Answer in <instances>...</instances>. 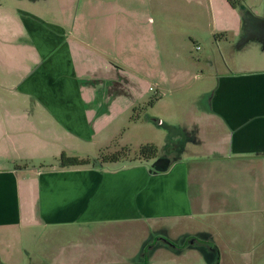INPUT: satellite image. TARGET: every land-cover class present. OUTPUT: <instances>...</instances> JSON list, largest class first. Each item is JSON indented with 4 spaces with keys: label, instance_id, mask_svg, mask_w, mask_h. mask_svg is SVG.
Returning <instances> with one entry per match:
<instances>
[{
    "label": "crops",
    "instance_id": "obj_1",
    "mask_svg": "<svg viewBox=\"0 0 264 264\" xmlns=\"http://www.w3.org/2000/svg\"><path fill=\"white\" fill-rule=\"evenodd\" d=\"M99 1L82 9L94 22L82 27V37L74 41L93 44L84 33L92 29L104 66L108 49L98 44L123 45L127 24L119 22L118 14L131 11L119 2L103 7ZM17 10L0 11V233L37 231L32 234L37 242L27 241L22 249L32 251L42 244L53 253L43 264H264L258 231L264 213L258 193L264 188V51L250 67L228 66L224 56L220 64L208 58V70L197 76L203 87L188 104L205 116L194 124L196 139L180 140L182 132L171 133L170 124L164 144L155 143L159 151L154 158L50 167L62 153L94 159L90 150L81 156L75 148L93 144L101 149L120 131L70 117L79 100L73 95L71 59L67 48L60 47L58 29L37 17L23 22ZM220 30L224 34L211 42H232L228 32L233 39L257 34L264 24L240 19ZM176 70L183 82L189 79V68ZM116 75L132 85L143 82L133 73ZM10 88L26 97L9 104L3 95ZM42 110L62 117V132L55 133V126L44 120L40 127L36 117ZM184 151L191 155L185 157ZM258 234L260 245H255ZM154 236L156 245L148 244ZM137 249L145 252V262L132 256ZM120 252L126 255L123 260Z\"/></svg>",
    "mask_w": 264,
    "mask_h": 264
},
{
    "label": "rangeland",
    "instance_id": "obj_2",
    "mask_svg": "<svg viewBox=\"0 0 264 264\" xmlns=\"http://www.w3.org/2000/svg\"><path fill=\"white\" fill-rule=\"evenodd\" d=\"M96 1L0 0V11L16 8L18 10L15 14L19 20L23 21L27 16L32 19L37 17L46 27L58 29L60 47L67 48L71 59V77L75 81L73 95L79 100L77 105L71 104L73 109L70 110V117L78 120L84 118L89 123L95 120L119 128L120 132L110 145L100 149L93 144H81L75 148L81 150L77 153L80 155L84 154V150H90V156L97 157L100 150L108 147L106 151L111 152L125 144L131 149V156L145 143H156L161 147L165 142L162 140L163 133L166 129L168 134L170 124L174 127L171 133L179 135L182 132L180 140L188 142L192 136L196 139L194 124L205 116L188 104L197 90L203 87L202 79L197 76L200 71L208 70V58H216L219 61L217 64H220L224 56L228 59V66H235L237 63L250 67L256 65L253 59H257L256 56L264 51V31H257L253 35L243 33L234 39L228 32V41L232 42H211L213 36L224 34L220 29L232 28L239 24L240 19L243 23L263 26L264 0H232L235 7L228 0H101L103 4L99 1L100 6H111L119 2L122 7L131 11L130 14L125 11L118 14L119 22L127 24L123 45L114 47L113 43L107 41L98 44L104 51L108 49V54L105 55L109 57L103 66V60L96 53L98 39L92 40V29L84 33L93 44L86 45L83 40L74 41L82 37V27L88 28L94 22L82 9L95 6ZM62 10L67 13L58 15ZM75 51L79 53L72 58ZM184 66L190 69V77L186 82H183L182 75H178L176 70ZM123 71L128 75L133 73L141 76L143 82L138 81L139 84L136 82L132 85L116 75ZM16 97L22 101L26 96L13 88L3 95L9 104L14 103ZM157 97L160 99L156 100ZM48 112L42 110L37 113L36 120L40 127L42 128L41 121L44 120L50 126H55V133L62 132L60 129L64 128L58 123V118L62 117H52ZM133 117L136 119L133 120ZM183 128H192L193 131L186 133ZM87 145L89 146L86 147ZM74 152L71 151L72 154ZM183 155L186 157L191 153L184 151ZM260 191L264 199V188L258 189V193ZM248 193H253L250 187ZM262 217L258 231L264 240V213ZM36 232L29 230V233H18L17 236L10 232L0 233V264H43L51 260L53 253L48 252L49 249L42 244H37L32 251L22 249L27 246V241L29 244L37 242L33 236ZM139 236L140 234L137 237L140 238ZM260 236L258 234L255 245H260ZM132 239L134 241L131 245L135 247L136 240L134 237ZM150 240L149 238L148 244L156 245L155 236ZM130 241L131 239L125 240L124 243ZM257 249L259 251L258 246ZM130 250L132 248L128 251ZM123 256L126 255L120 252L121 260ZM132 256H140V261H146L145 252L140 254L139 249Z\"/></svg>",
    "mask_w": 264,
    "mask_h": 264
},
{
    "label": "trees",
    "instance_id": "obj_3",
    "mask_svg": "<svg viewBox=\"0 0 264 264\" xmlns=\"http://www.w3.org/2000/svg\"><path fill=\"white\" fill-rule=\"evenodd\" d=\"M229 3L235 7V3L232 0H228ZM136 118L133 117V120ZM108 148V147H107ZM100 150L97 157L94 159L91 158H81L78 156H68L62 153L58 159H56V163L49 165L50 167H73V166H83L88 165L90 163L104 164L108 162H114L118 160H148L154 158L158 155V147L153 143H145L138 147V150L131 156V149L129 146L125 145L116 149L114 151H106ZM48 166V167H49Z\"/></svg>",
    "mask_w": 264,
    "mask_h": 264
}]
</instances>
